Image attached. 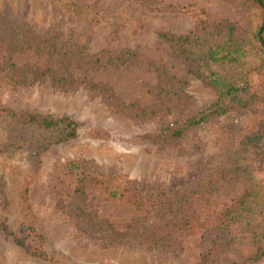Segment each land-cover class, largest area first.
Instances as JSON below:
<instances>
[{
	"label": "rangeland",
	"instance_id": "374dc122",
	"mask_svg": "<svg viewBox=\"0 0 264 264\" xmlns=\"http://www.w3.org/2000/svg\"><path fill=\"white\" fill-rule=\"evenodd\" d=\"M71 1L78 4L80 10L72 11L62 3L48 0H0V15L27 22L35 33L56 37L58 44L77 45L90 56L102 49L134 52L135 58L122 65L91 69L70 65L65 70L73 76L104 84L114 96L141 106L157 98L154 89L157 69L185 75L182 65L158 36L159 32L186 33L204 16L210 20L226 19L239 26L245 24L228 0ZM168 4L174 8L160 9ZM178 6L183 10H175ZM13 60L36 62L30 53L16 54ZM54 64L51 63V67L57 69ZM65 64H59V73H64ZM28 79H32L31 76ZM186 79L190 101L185 110L140 121L113 112L108 97L90 93L83 86L64 88L52 84L49 74L37 82L12 85L0 68V106L39 115L64 114L78 125L77 137L50 146L40 155L36 168L27 162L26 151L0 153V174L4 183L0 209L11 231L8 234L0 230V264H197L200 253L208 248L211 239L206 228L185 238L181 249L176 251L149 247L137 241L108 246L75 225L57 205L58 190L51 188L57 166L68 159L90 160L110 175H121L133 181L148 196L158 186H171L179 191L196 187L207 169L225 157L228 147H237L245 135L259 128L264 118V104L214 117L186 132L176 143H153L146 137L148 134L159 133L163 126L175 120H185L215 100L212 89L199 79L191 75ZM5 139V132L0 128V144ZM182 183L185 186L178 188ZM22 185L28 186L26 204L19 196ZM243 190L242 180L211 181L192 199L199 220H204L210 229L213 212ZM86 204L88 209L120 224L131 223L141 216L126 203L106 200L95 191L90 193ZM151 219V216L141 217V222L149 225ZM23 224H32L43 235V250L52 260L35 257L15 242L14 235H20ZM253 252L248 234L239 232L229 249L213 257L210 263L264 264V257L249 260Z\"/></svg>",
	"mask_w": 264,
	"mask_h": 264
},
{
	"label": "trees",
	"instance_id": "16d2710c",
	"mask_svg": "<svg viewBox=\"0 0 264 264\" xmlns=\"http://www.w3.org/2000/svg\"><path fill=\"white\" fill-rule=\"evenodd\" d=\"M48 1L62 3L72 11L80 10L79 5L71 0ZM228 1L243 18L244 26L204 16L197 19L194 27L186 33H158L171 55L182 65L185 75L177 76L164 68L157 69L154 87L157 98L144 106L135 101L125 102L114 96L104 84L73 76L65 70L70 65L86 69L122 65L135 58L134 52L102 49L90 56L77 45L58 44L56 37L35 33L27 22L7 19L3 15H0V68L6 81L12 85L37 82L49 74L52 84L64 88L83 86L90 93L108 97V105L113 112L140 121L185 110L190 101L186 76L191 75L212 89L216 98L185 120H175L163 126L159 133L146 136L159 145L173 144L186 132L214 117L264 104V0ZM167 8L173 9L174 5L168 4L160 9ZM175 10L182 11L183 7L178 6ZM201 13L205 14L204 9ZM25 53L35 56L36 62L17 63L13 60L14 55ZM53 62L57 69L51 67ZM62 62L67 65H64V73H59L58 66ZM29 76L32 79H28ZM0 128L6 135L0 144V153L26 151L25 158L32 168L39 165L40 155L50 146L78 135L76 121L67 115L17 112L2 106ZM2 179L0 174V196L4 193ZM219 180H242L244 190L213 212V223L209 229L204 220H199L192 199L196 193L200 195L211 181ZM196 184V187H186L183 191L171 186H158L148 196L133 181L121 175H110L90 160L68 159L57 166L51 188L58 190L57 205L75 221V225L86 235L96 236L108 246L137 241L149 247L176 251L181 249L185 238L206 228L211 239L208 248L200 253L197 264H211L213 257L229 249L239 232L247 233L252 242L254 252L249 260L264 257V118L259 128L245 135L237 147H228L225 157L208 168ZM183 186L184 183L177 185L178 188ZM94 191L104 195L106 200L126 203L141 216L126 224L100 216L86 207L88 197ZM27 194L28 186L22 185L19 196L24 204L28 202ZM148 216L153 219L145 225L141 217ZM0 230L11 234L1 209ZM14 240L29 254L52 260L43 250V235L32 224H23L20 235H14Z\"/></svg>",
	"mask_w": 264,
	"mask_h": 264
}]
</instances>
